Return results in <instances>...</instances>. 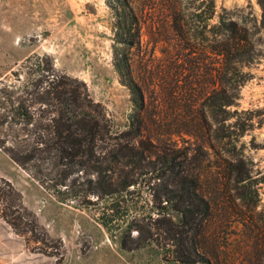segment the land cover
Instances as JSON below:
<instances>
[{
    "label": "trees",
    "instance_id": "16d2710c",
    "mask_svg": "<svg viewBox=\"0 0 264 264\" xmlns=\"http://www.w3.org/2000/svg\"><path fill=\"white\" fill-rule=\"evenodd\" d=\"M256 2L261 19L252 24L227 17L226 11L216 19V0H163L160 5L178 38L174 57L200 88V110L195 115L189 107L185 135L218 142L229 156L208 193L202 192L199 172L187 168L193 164L187 153L178 154L166 140L145 136L144 95L129 58L140 32L130 0L108 2L115 20L113 66L134 108L122 140L101 145L110 139L102 110L94 109L84 85L56 74L45 56L35 74L23 81L17 76L18 86L0 85V148L24 170L30 166L36 173H56L58 185L65 187L59 202L77 200L82 208L106 202L98 222L112 238L119 237L123 251L152 248L163 264H232L243 243L250 264H264V209L252 219L264 175L255 178L235 151L253 128V111L232 110L251 78L243 68L264 54L255 39L264 31V0ZM210 58L214 61L208 62ZM256 113L264 115V108ZM150 180L155 181L150 213L156 217L142 214L120 225V213L137 207L127 197ZM7 187L11 198L6 209L25 212L21 194L9 183ZM237 214L241 219H233ZM0 218L23 234L3 210Z\"/></svg>",
    "mask_w": 264,
    "mask_h": 264
},
{
    "label": "rangeland",
    "instance_id": "374dc122",
    "mask_svg": "<svg viewBox=\"0 0 264 264\" xmlns=\"http://www.w3.org/2000/svg\"><path fill=\"white\" fill-rule=\"evenodd\" d=\"M130 1L138 16L140 32L129 58L144 95L143 115L148 129L145 136L154 141L166 140L178 154L187 153L193 162L187 168L199 172L202 192L208 193L221 177L224 160L229 156L218 142L208 143L185 135V123L190 121L189 107L196 115L201 94L198 84L184 70V63L174 57L179 42L171 18L161 12L163 0ZM108 2L0 0V85L18 86L17 76L23 81L35 74L38 63L48 57L56 74L84 85L94 109L99 106L96 109L102 110L110 130V139L106 138L102 146L122 140L134 112L130 91L121 84L113 66L115 20ZM215 5L216 19L224 11L227 17L247 19L251 24L261 19L256 0H216ZM255 39L264 53V31ZM213 61L210 58L208 62ZM243 71L251 78L240 89L232 110L253 111V128L239 140L235 151L245 159L252 175L260 178L264 175V115L256 111L264 108V54ZM28 168H20L0 148V213L3 210L15 219L18 231L23 233L14 231L0 218V264H163L155 249H121L119 237L112 238L98 222L99 209L106 202L88 208L78 206L77 200L61 203L58 197H65L62 194L65 187L58 185L56 173H36ZM149 182L144 181L142 187L127 197L128 201L137 202V207L120 213V225L124 220L150 213L151 186L155 181ZM7 183L21 194L25 212L6 209L11 198ZM257 187L260 201L252 214L254 220L264 209V184ZM88 199L95 201L96 197ZM150 214L156 217V212ZM233 219H241V214ZM136 233L132 231V237ZM242 246L243 243L232 256V264H250L251 256L244 253ZM126 247L130 249L131 243Z\"/></svg>",
    "mask_w": 264,
    "mask_h": 264
}]
</instances>
